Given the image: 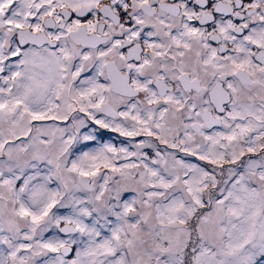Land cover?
Masks as SVG:
<instances>
[{"label":"snow or ice","instance_id":"1","mask_svg":"<svg viewBox=\"0 0 264 264\" xmlns=\"http://www.w3.org/2000/svg\"><path fill=\"white\" fill-rule=\"evenodd\" d=\"M0 264H264V0H0Z\"/></svg>","mask_w":264,"mask_h":264}]
</instances>
